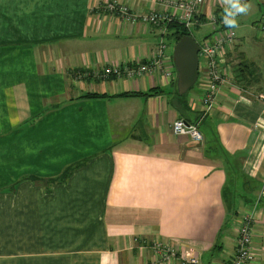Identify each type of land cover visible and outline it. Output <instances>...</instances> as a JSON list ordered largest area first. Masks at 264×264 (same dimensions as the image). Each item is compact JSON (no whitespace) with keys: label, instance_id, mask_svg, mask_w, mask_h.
I'll use <instances>...</instances> for the list:
<instances>
[{"label":"crops","instance_id":"crops-1","mask_svg":"<svg viewBox=\"0 0 264 264\" xmlns=\"http://www.w3.org/2000/svg\"><path fill=\"white\" fill-rule=\"evenodd\" d=\"M109 1L177 14L176 0H0V264H181L160 262L159 246L230 264L244 211H254L250 264H264V77L249 90L234 81L239 62L254 67L239 51L231 63L236 39L228 81L204 114L197 79L176 92L168 23L132 25L101 11ZM223 1L205 0L193 27L210 26L206 42L219 39L210 17ZM160 41L169 80L162 69L94 75L148 61ZM179 118L203 123L202 145L172 134Z\"/></svg>","mask_w":264,"mask_h":264},{"label":"built area","instance_id":"built-area-1","mask_svg":"<svg viewBox=\"0 0 264 264\" xmlns=\"http://www.w3.org/2000/svg\"><path fill=\"white\" fill-rule=\"evenodd\" d=\"M243 2V0H242ZM205 0H176L172 3V8L177 11V14H165L150 12L148 14L133 13L126 5L120 4L116 1H109L100 9L106 15L116 16L130 24H143L146 26L157 27L162 23H168L176 20L184 25L189 30L192 26H199L196 21L202 14V8ZM221 5V17L214 19L210 17V24L219 30V39L212 40V42H202L198 45V73L197 83L201 86V103L204 107V114L211 108L214 99L217 96L218 88L228 81L227 73L222 69L225 65V53L232 47L236 41L234 29H227L222 23L224 2ZM220 4V3H219ZM258 30L264 33V16L259 20ZM166 50L165 44L160 41L154 55L142 64H135L124 66L120 69L104 68L100 76L94 75L98 78H105L109 75L117 77L126 76L129 78L139 77L142 74L150 73L156 69H162L161 59L164 57ZM164 78L169 80L171 78L170 71L162 69ZM202 115L200 116V118ZM179 122V123H177ZM199 121L194 123L186 122L184 119H176L171 125L172 134L175 136L187 137L193 144L202 145L203 137L199 131ZM253 212H240L239 225L237 228V236L235 242V249L230 261V264H250L254 259V254L251 246V237L253 233L254 217ZM156 251L159 255V261L165 262L168 259H176L181 264H199L196 253L193 249L184 250L182 253L167 247H157Z\"/></svg>","mask_w":264,"mask_h":264},{"label":"rangeland","instance_id":"rangeland-1","mask_svg":"<svg viewBox=\"0 0 264 264\" xmlns=\"http://www.w3.org/2000/svg\"><path fill=\"white\" fill-rule=\"evenodd\" d=\"M224 2V1H223ZM244 2L249 4V11L246 15H240L237 17L239 27L237 29H234L235 38L238 39L239 43V49L235 51L234 57L231 60V63L236 61L237 63L241 61V58L237 57L239 52L244 53L246 58L252 62L254 67L250 68V65L247 64V69L245 67H240L238 71L239 78H234V81L238 82L240 85L244 86V90L250 89V87L255 88L257 84H260L261 80L264 77V58L260 57L261 52L263 51L264 45H259L258 43L264 41V33H262L260 30H258L257 22L258 19H254V16H251L252 13L255 11V7L257 6V2L255 0H244ZM223 3L216 5L214 7V13L212 14L214 16V19H219L221 17V5ZM175 15V14H174ZM211 15V16H212ZM248 19V20H246ZM199 20V19H196ZM190 34L193 40L196 42L197 45L202 44V42H206L208 40V34L211 32V28L209 25L205 24L201 26L198 29L190 28ZM233 55V54H232ZM248 61V62H249ZM241 63V62H239ZM244 64V62H243ZM252 74H248V72ZM254 73V74H253ZM258 74H260V78L258 81ZM251 80L252 82H249ZM195 86H193L192 90H194ZM262 92H264V84L261 86H258V88ZM191 90V91H192ZM260 92V91H259ZM256 99L259 100L261 103H264V94H259L256 96ZM203 124V123H202ZM202 124L199 125L200 130L202 131ZM1 153L6 154H12L11 149L4 148L2 149ZM8 182V177L4 178L0 176V187L4 186ZM263 185V184H262ZM261 185V186H262ZM261 205H264V199L262 198L260 201Z\"/></svg>","mask_w":264,"mask_h":264},{"label":"water","instance_id":"water-1","mask_svg":"<svg viewBox=\"0 0 264 264\" xmlns=\"http://www.w3.org/2000/svg\"><path fill=\"white\" fill-rule=\"evenodd\" d=\"M198 45L190 36H183L173 46L172 59L176 70L175 88L184 96L197 79Z\"/></svg>","mask_w":264,"mask_h":264},{"label":"trees","instance_id":"trees-1","mask_svg":"<svg viewBox=\"0 0 264 264\" xmlns=\"http://www.w3.org/2000/svg\"><path fill=\"white\" fill-rule=\"evenodd\" d=\"M243 2H244V0H243ZM264 16V14L263 15H261V17H260V19H262V17ZM198 19L199 20H196L198 23H199V26H200V23H201V16H199L198 17ZM259 19V20H260ZM258 23H259V21L257 22V26H258ZM168 29H170L171 31H172V36H173V41H174V44H175V42L177 41V40H179L181 37H183V36H190L191 37V34H190V29L189 30H187L185 27H184V25L182 24V23H180V22H178V21H176V20H173V21H170V22H168ZM194 26H192V28H193ZM247 67V64H243V63H238V65H237V67L236 68H239L238 70L239 71H241L240 70V67ZM250 68H252V66L250 65ZM247 69V68H246ZM238 72V71H237ZM248 74H250V72H248ZM238 76V75H237ZM158 91H156V90H152V91H150V92H148V93H141V94H123V96H142V97H150V96H154V95H156V93H157ZM86 98H97L98 96L97 95H86L85 96ZM101 97H103V96H101ZM183 97H181V98H179L178 97V100L179 99H182ZM186 121V120H185ZM187 122V121H186ZM190 123V122H189ZM73 169V167H68V168H66L64 171H63V173H62V175H60L57 179H49V180H46V184L47 185H51V184H53V183H55V182H62V181H64L65 179H66V177H67V175H68V173H70V171ZM23 179H25V180H29V181H33V182H37V181H39V180H42V179H39V178H36V177H34V176H28V177H25V178H23ZM22 179V180H23ZM45 182V181H44Z\"/></svg>","mask_w":264,"mask_h":264},{"label":"clouds","instance_id":"clouds-1","mask_svg":"<svg viewBox=\"0 0 264 264\" xmlns=\"http://www.w3.org/2000/svg\"><path fill=\"white\" fill-rule=\"evenodd\" d=\"M222 23L227 29L239 27L237 17L246 15L249 11V4L242 0H224ZM179 123V122H177Z\"/></svg>","mask_w":264,"mask_h":264}]
</instances>
